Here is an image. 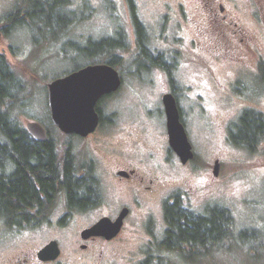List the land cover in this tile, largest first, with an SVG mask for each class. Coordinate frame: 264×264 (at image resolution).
Listing matches in <instances>:
<instances>
[{
  "label": "rangeland",
  "instance_id": "1",
  "mask_svg": "<svg viewBox=\"0 0 264 264\" xmlns=\"http://www.w3.org/2000/svg\"><path fill=\"white\" fill-rule=\"evenodd\" d=\"M221 1L228 7L236 6L238 28L242 27L252 37V47L242 53L237 64L212 62V69L204 70L192 61L189 63L186 57L172 58L171 52L179 48L177 42L163 38L164 3L174 7L182 2L191 9L195 0H67L66 4L55 0H0V53L27 80L22 108H17V111L22 109L19 119L23 125L42 119L60 152L70 146L83 159L90 158L86 150L92 152L91 146L97 147L96 166L108 169L112 167L111 160L119 159L142 173L148 168L152 147L157 161L150 163L155 166L161 161L164 169L175 174L156 187L153 194L141 193L137 201L119 186L111 188L110 180L106 183L104 204L99 209H70L64 192L59 191L49 220L24 228L8 227L0 221V264H19L24 259L27 261L21 264H139L147 255L161 253L159 241L166 228L164 204L175 197L198 213H205L213 206L227 208L235 232L224 238L220 251L206 252L198 257L201 261L197 263H185L176 253L162 252L169 254L173 264H264V130L255 150L234 144L231 137L225 138L223 130L225 124L235 129L244 109L252 108L264 119V0ZM128 3L135 4L147 28L148 51L153 55L161 52L175 64L171 83L161 71L163 67L135 54ZM19 10L25 25L13 22L12 16L5 17ZM34 13L40 18L31 19L29 15ZM6 25L10 27L8 33L3 31ZM118 33H124L129 41L126 49L114 53L118 57L115 67L121 85L98 101L100 126L85 141L75 135H64L46 120L47 83L78 64L95 60L79 51L80 47L91 44L88 40L113 39ZM183 35L189 40L195 33L187 27ZM103 61L99 58L96 63ZM211 75L223 85L236 78V83L229 87L238 89L224 95L215 87ZM168 91L177 96L181 121L192 145L193 159L185 166L167 148L161 96ZM139 142L150 145L142 148ZM143 153V162L137 163ZM215 160L219 163L217 175L213 174ZM152 175L154 179L159 173ZM121 204H126L129 212L117 237L91 241L80 237L83 228L104 213L112 216L117 209L113 207ZM241 230L245 231L243 236L239 234ZM50 239L58 241L60 255L56 260L42 263L36 252Z\"/></svg>",
  "mask_w": 264,
  "mask_h": 264
},
{
  "label": "trees",
  "instance_id": "2",
  "mask_svg": "<svg viewBox=\"0 0 264 264\" xmlns=\"http://www.w3.org/2000/svg\"><path fill=\"white\" fill-rule=\"evenodd\" d=\"M55 1L66 4L67 0ZM20 12L15 11L5 17L8 19L12 16L13 22L25 25ZM29 17L40 18L36 13ZM3 28L4 33L9 32V26ZM121 34L118 33L117 38L113 39L88 40V44H91L80 47L79 51L83 56L95 59L88 64L103 58V63L115 66L118 57L114 53L126 48ZM139 41L143 44L140 57H148L150 63L156 66H166L163 56L153 55L145 48V34L142 35V32L139 33ZM86 64H78L73 70ZM26 89L27 80L0 53V221L12 228L34 227L40 221L49 220L57 194L64 187L66 204L70 209L82 211L89 208L91 203L88 199L90 185L84 178H76L70 159L64 163L63 175L59 147L51 133L48 132L49 139L45 142H37L20 121L22 109L17 111V108H22V94ZM97 111L100 113L98 107ZM46 120L54 126L50 116ZM37 121L50 131L42 119ZM263 121L261 113L244 111L238 121L237 133L231 136L234 144L251 147L256 137L259 141L263 136ZM62 175L63 181H60ZM164 218L166 228L159 241L161 253L147 255L139 264H173L169 260L170 253L178 254L185 263H197L201 261L198 257L205 256L206 252L220 251L224 238L230 237L234 231L232 215L223 206H213L205 213H198L175 198L165 202ZM244 232L241 230L239 234L243 236ZM165 251L169 254L162 253Z\"/></svg>",
  "mask_w": 264,
  "mask_h": 264
},
{
  "label": "flooded vegetation",
  "instance_id": "3",
  "mask_svg": "<svg viewBox=\"0 0 264 264\" xmlns=\"http://www.w3.org/2000/svg\"><path fill=\"white\" fill-rule=\"evenodd\" d=\"M128 6L130 8L128 14V20L131 23L133 29V40H134L133 48L135 49V54L139 56L141 54V50L143 47V44L139 41V33L142 32V35L145 34V40H146L148 36L147 28L142 24L141 18L137 13L135 4L128 3ZM236 14H237V9L235 5L228 7L226 3L221 0H195V5L191 9L186 8L185 4L182 2L176 3L174 7L171 6L168 2H165L161 13V16L163 15L162 26L165 29L163 38L167 39L171 43L177 42V47H179L175 49L174 53L173 51L171 52V54H173L172 58H174L175 56L186 57L189 63H191L190 61H192L193 63H196L197 65L202 67L204 70L212 69L211 66L212 62L224 61L225 63H227V65H231L232 62L236 64L240 62L242 53L248 52L250 50V47H252L253 39L249 35V33H247L242 27L238 28V23L236 21ZM187 27H190L195 33V35L191 36L189 40H185L183 35ZM120 38L124 43L125 47L128 46L127 42L129 41L127 40L124 33L120 35ZM127 52H129V50ZM156 55L165 56L161 52L157 53ZM165 62H166V66H164L163 68L161 67L162 68L161 71L166 76V78L167 77L169 78V81L171 83L173 81L171 75L175 70L176 66L175 64L170 63L168 60H166ZM210 78L213 81L217 90H219L221 93H224V95H227V92L235 91V89H238L237 87L234 88L229 87V84L236 83L237 80L234 77H232L230 80L225 81L224 85L214 76L211 75ZM111 93L106 94L104 96L110 95ZM172 94L177 100V96L175 95V93L173 92ZM104 96H102L101 99ZM244 110L240 112L239 116L243 113ZM248 110H251L253 113H257L255 112L256 110H253L252 108ZM205 111L207 112V114L210 115V110L207 107H205ZM99 116L100 119L98 126H100L102 121L101 113H99ZM238 121L239 120H237V122L235 123V129H231L230 125L227 124L224 125L223 130L225 131L226 139L231 137L233 133H237L238 125H239ZM96 129L93 132L89 133L87 136H83V137L78 135L75 136H78L83 141H85V139L86 140L89 139V137L95 133ZM30 135L37 142H45L47 139H49V135L47 132H46V138L44 140H38L32 134ZM139 144H140L139 147L142 148H145L146 146L150 145V144L149 145L146 144V142H139ZM167 144H168V135H167ZM258 145H259V141H258V137H256L251 147H245V146H241V147L245 149L255 150L258 148ZM150 148H151V152L148 155L149 157L148 168L142 173H139L136 171L137 170L136 168H130L128 164H124V162L119 159H117L116 161L114 159L110 161L112 165L110 169L106 168L105 166L102 167L98 165L96 166L94 159L98 158V155L95 152L97 147L91 146L92 152L86 150L90 158L83 159L80 158L79 155L75 151H73V149L70 146H68L66 149L60 152L61 161L63 163V175H64V163L66 159H70L72 162V168L75 172L76 178H84V180L90 185L91 193L88 199L91 201L89 205V208L91 209H99L100 206L104 204L103 203L104 192L105 190H107L106 183L109 184L110 180H111V188L112 187L114 188L115 185H117L123 190L124 193H127L133 201H137V197L141 193L153 194L156 191V187L158 188L160 185H163L165 182H167L169 180L168 177H171V175H175L173 170L164 169L161 166V161L155 166L152 163H150V161L152 162L157 161L156 154L155 152H153L155 149L152 147ZM167 148L168 150L173 151L169 147V145ZM92 155L94 158L92 157ZM144 156H145L144 153L143 156L141 155V158L139 156L137 159V163L143 162ZM175 156L177 157L176 154ZM189 162L190 160L185 164H182L181 162L180 164L185 166ZM154 172L159 173V175H156L154 177L155 180L152 177L153 176L152 174ZM63 175L60 178V181H63V177H64ZM61 191L64 192L65 200L67 201V193L65 187L61 188L60 192ZM124 207L128 208L126 204H121L119 205V207L118 206L113 207L117 209L115 210L112 216L110 215V218L115 219L118 213ZM101 216H107V214L104 213ZM123 225H124V220H123ZM97 238H103V237L98 236L96 238H90V241ZM26 261L27 259L23 260V262ZM23 262L19 261L18 263L21 264Z\"/></svg>",
  "mask_w": 264,
  "mask_h": 264
},
{
  "label": "water",
  "instance_id": "4",
  "mask_svg": "<svg viewBox=\"0 0 264 264\" xmlns=\"http://www.w3.org/2000/svg\"><path fill=\"white\" fill-rule=\"evenodd\" d=\"M121 84L118 70L108 63L86 64L64 75L55 77L47 83V105L51 122L65 135L87 136L99 124L97 103L102 96L116 91ZM165 114L168 145L182 164L193 158L192 145L181 121L177 101L171 92L161 96ZM27 131L38 140L46 138L44 126L35 120L27 121ZM219 170L218 160L214 161L213 174ZM128 214L124 207L111 219L102 216L93 224L80 231L83 240L98 236L110 240L120 232L123 220ZM85 247V246H82ZM60 246L56 239H50L36 252L41 262L56 260Z\"/></svg>",
  "mask_w": 264,
  "mask_h": 264
}]
</instances>
